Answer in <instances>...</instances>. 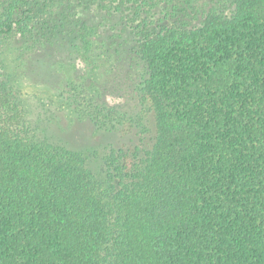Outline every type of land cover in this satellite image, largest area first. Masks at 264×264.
I'll list each match as a JSON object with an SVG mask.
<instances>
[{"label": "trees", "instance_id": "trees-1", "mask_svg": "<svg viewBox=\"0 0 264 264\" xmlns=\"http://www.w3.org/2000/svg\"><path fill=\"white\" fill-rule=\"evenodd\" d=\"M59 26L85 73L54 66L49 113L106 132L101 153L31 116L1 51L46 71ZM0 68V264H264V0H0Z\"/></svg>", "mask_w": 264, "mask_h": 264}, {"label": "rangeland", "instance_id": "rangeland-1", "mask_svg": "<svg viewBox=\"0 0 264 264\" xmlns=\"http://www.w3.org/2000/svg\"><path fill=\"white\" fill-rule=\"evenodd\" d=\"M63 5L60 6V12H63ZM75 11L80 13L81 18H85L88 16L89 21H95L97 24L100 22L101 15L100 13L94 14L90 9L87 8L81 9L77 8ZM80 11V12H79ZM60 21L67 22V20L63 19L64 15H59ZM66 27L70 28L71 25L66 24ZM103 27V26H102ZM65 27L59 26L58 33L53 39V44L50 45V54L47 59L48 65L47 70L42 71L38 67V63L32 61L29 57L27 58L26 69L24 70L21 66V61L25 59L29 55V52L25 49V43L21 40H13L8 42H3L2 50H5L3 54L6 52V62L9 65L8 67H12L18 73L17 75V85L20 88V93L22 98L25 101V105L30 109L31 116L39 120L42 125L47 124V130L50 135L54 139H59L64 137L71 146L77 148H85L89 146H93L98 148L100 153L104 151V147L100 142L107 139L106 132L95 131L94 127L87 120H83L77 123H72L70 126H66L64 129H57L56 122H53L52 116L49 113V109L52 111H56L57 107L60 110H63L65 103L62 100V96H59L57 87L60 80V75L58 70L54 68V66L61 62L66 65L75 64V75H83L85 73L84 66L80 62L76 53L73 51L72 41L68 39L66 36ZM41 68V67H40ZM128 61L125 57L119 59L115 63L114 70L109 69V75L106 76L107 85L104 89V93L107 95V100L110 103H124L125 100L130 99V84H131V71L128 73ZM1 71V68H0ZM62 83L61 85H63ZM65 87V86H64ZM65 89V96L69 94L68 87ZM42 104L46 108V111L42 113H38L42 111ZM79 107V106H78ZM64 111V110H63ZM66 112V110H65ZM62 112L59 113V115ZM66 114L64 113V117ZM65 120V118H63ZM50 125V127L48 126ZM149 128H153L152 125V117L151 114L149 116ZM149 133L148 137L150 136ZM121 138V134H119ZM90 168L95 171H100V161L96 157L94 159L89 160Z\"/></svg>", "mask_w": 264, "mask_h": 264}]
</instances>
